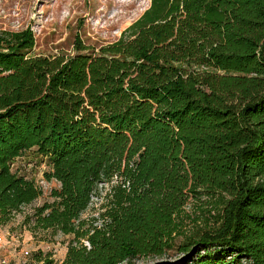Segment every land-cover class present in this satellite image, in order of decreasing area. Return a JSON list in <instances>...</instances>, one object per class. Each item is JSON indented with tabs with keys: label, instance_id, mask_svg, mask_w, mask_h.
Instances as JSON below:
<instances>
[{
	"label": "trees",
	"instance_id": "16d2710c",
	"mask_svg": "<svg viewBox=\"0 0 264 264\" xmlns=\"http://www.w3.org/2000/svg\"><path fill=\"white\" fill-rule=\"evenodd\" d=\"M35 46L0 33V225L43 196L12 169L35 149L60 186L24 225L73 236L62 264L163 257L185 207L218 194L219 225L179 249L264 264V0H151L99 53Z\"/></svg>",
	"mask_w": 264,
	"mask_h": 264
},
{
	"label": "rangeland",
	"instance_id": "374dc122",
	"mask_svg": "<svg viewBox=\"0 0 264 264\" xmlns=\"http://www.w3.org/2000/svg\"><path fill=\"white\" fill-rule=\"evenodd\" d=\"M151 0H0V33L3 31H31L36 39L33 50L36 56H72L76 44L81 43L87 52L100 50L116 42L122 33L149 9ZM12 169L29 180H34L43 196L14 215L7 225H0V237L6 243L2 258L6 264H62L73 236L52 230L33 233L24 225L25 216L46 201L60 185L47 181L45 172L50 170L48 160L35 149L14 160ZM227 195L201 196L185 207V221L176 236V247L160 258H147L134 264H197L199 260L222 259L220 252H202L192 260V253H183L179 246L199 233L219 225L224 214L219 200ZM100 201L95 200L83 218L97 217ZM188 260H192L189 261ZM230 261V258H227ZM242 264H247L243 263Z\"/></svg>",
	"mask_w": 264,
	"mask_h": 264
},
{
	"label": "built area",
	"instance_id": "2783aa9c",
	"mask_svg": "<svg viewBox=\"0 0 264 264\" xmlns=\"http://www.w3.org/2000/svg\"><path fill=\"white\" fill-rule=\"evenodd\" d=\"M4 245H6V243L2 240V238L0 237V264H6V261L4 258H2V249L4 248Z\"/></svg>",
	"mask_w": 264,
	"mask_h": 264
}]
</instances>
